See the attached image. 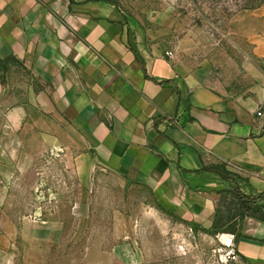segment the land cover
Listing matches in <instances>:
<instances>
[{"label": "crops", "instance_id": "obj_1", "mask_svg": "<svg viewBox=\"0 0 264 264\" xmlns=\"http://www.w3.org/2000/svg\"><path fill=\"white\" fill-rule=\"evenodd\" d=\"M231 23L257 60L247 91L223 92L207 68L169 59L110 0H0V100L11 95L3 62L15 59L45 83L34 104L16 107L25 120L35 114L36 139L67 132L75 143L61 146L83 145L96 170L146 185L168 206L211 211L202 196L233 183L207 168H237L244 193H264V4ZM242 233L237 251L264 264V223L249 219Z\"/></svg>", "mask_w": 264, "mask_h": 264}, {"label": "rangeland", "instance_id": "obj_2", "mask_svg": "<svg viewBox=\"0 0 264 264\" xmlns=\"http://www.w3.org/2000/svg\"><path fill=\"white\" fill-rule=\"evenodd\" d=\"M110 1L149 45L189 71L207 68L221 91H247L258 80L253 44L231 23L249 0ZM3 67L11 95L0 100V264H261L237 251L253 219L241 215L242 203L264 219V193H244L243 172L216 166L233 185L202 196L211 211L168 206L146 185L96 170L83 145L61 146L75 143L67 132L36 139L35 114L25 120L16 107L34 104L45 83L15 59ZM21 92L32 97L20 101ZM222 235L234 237L237 260L224 257Z\"/></svg>", "mask_w": 264, "mask_h": 264}, {"label": "trees", "instance_id": "obj_3", "mask_svg": "<svg viewBox=\"0 0 264 264\" xmlns=\"http://www.w3.org/2000/svg\"><path fill=\"white\" fill-rule=\"evenodd\" d=\"M263 4H264V0H249L244 5L237 6L236 12L233 13L231 17H234L236 14H239V13L255 11V10L259 9ZM207 171L216 173V174L220 175L223 179L228 180L227 174L224 171H221L218 167L207 168ZM248 205H251V204H248ZM242 209H243L244 213L247 212L248 214H241V215L248 216L250 218L256 219V220L264 223L263 218H258L256 216L255 210L252 208V206H249L247 208V207H245V203H242Z\"/></svg>", "mask_w": 264, "mask_h": 264}, {"label": "built area", "instance_id": "obj_4", "mask_svg": "<svg viewBox=\"0 0 264 264\" xmlns=\"http://www.w3.org/2000/svg\"><path fill=\"white\" fill-rule=\"evenodd\" d=\"M169 55V53H167ZM231 243L227 244L226 248L223 250L224 253V257L228 260H237L238 259V255L236 253L235 250V246H234V237L231 236Z\"/></svg>", "mask_w": 264, "mask_h": 264}, {"label": "bare ground", "instance_id": "obj_5", "mask_svg": "<svg viewBox=\"0 0 264 264\" xmlns=\"http://www.w3.org/2000/svg\"><path fill=\"white\" fill-rule=\"evenodd\" d=\"M221 239L226 242L227 244L231 243V238L228 235H222Z\"/></svg>", "mask_w": 264, "mask_h": 264}]
</instances>
